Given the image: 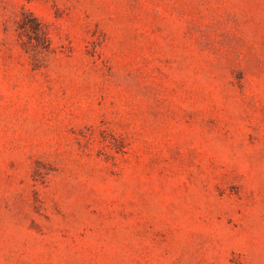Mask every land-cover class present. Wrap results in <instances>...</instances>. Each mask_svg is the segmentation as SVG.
Returning <instances> with one entry per match:
<instances>
[{
	"label": "rangeland",
	"instance_id": "374dc122",
	"mask_svg": "<svg viewBox=\"0 0 264 264\" xmlns=\"http://www.w3.org/2000/svg\"><path fill=\"white\" fill-rule=\"evenodd\" d=\"M0 264H264V0H0Z\"/></svg>",
	"mask_w": 264,
	"mask_h": 264
}]
</instances>
